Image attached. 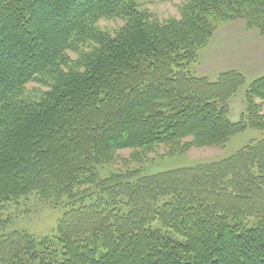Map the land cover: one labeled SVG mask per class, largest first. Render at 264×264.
Instances as JSON below:
<instances>
[{"label":"trees","instance_id":"trees-1","mask_svg":"<svg viewBox=\"0 0 264 264\" xmlns=\"http://www.w3.org/2000/svg\"><path fill=\"white\" fill-rule=\"evenodd\" d=\"M138 1L0 0V264H264V139L221 161L98 178L120 151L175 156L264 129V76L233 123L244 77L181 69L209 40L210 9L187 0L182 21L160 22ZM208 1L264 35V0ZM117 16L114 36L94 28ZM32 193L66 199L52 239L6 231V207Z\"/></svg>","mask_w":264,"mask_h":264},{"label":"rangeland","instance_id":"rangeland-1","mask_svg":"<svg viewBox=\"0 0 264 264\" xmlns=\"http://www.w3.org/2000/svg\"><path fill=\"white\" fill-rule=\"evenodd\" d=\"M213 1L201 0L203 6L210 10L200 16L207 20L210 37L207 43L199 48L194 61L182 64L185 75L205 79L216 83L220 76L237 72L244 77L245 83L228 99L229 119L233 123L245 119L248 110L247 92L250 85L264 76V35L251 25L249 20L237 17L228 5L214 11ZM218 3V2H217ZM187 0H139L141 11L147 12L152 18L160 21H182V9ZM229 4V3H228ZM125 25L122 17L112 19L101 18L94 28L109 35H115ZM73 56H75L73 54ZM36 87V86H35ZM261 114L264 116V105ZM264 139V129L247 128L244 132L229 139L221 148L193 147L184 154L166 155L168 148L160 146L138 161L132 160V150L119 152V160L114 165L98 167L99 179H104L115 172L131 169L145 176H154L181 168L194 167L206 163L230 158L244 148ZM66 199L58 204L41 200L36 193L22 197L10 203L4 212L11 217L7 232L24 231L42 239L56 236L59 221L68 210ZM158 227L157 224L154 225Z\"/></svg>","mask_w":264,"mask_h":264}]
</instances>
